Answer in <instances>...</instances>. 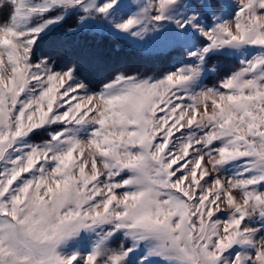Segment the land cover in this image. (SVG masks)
I'll list each match as a JSON object with an SVG mask.
<instances>
[{
    "label": "snow or ice",
    "instance_id": "1",
    "mask_svg": "<svg viewBox=\"0 0 264 264\" xmlns=\"http://www.w3.org/2000/svg\"><path fill=\"white\" fill-rule=\"evenodd\" d=\"M0 264H264V0H0Z\"/></svg>",
    "mask_w": 264,
    "mask_h": 264
},
{
    "label": "trees",
    "instance_id": "2",
    "mask_svg": "<svg viewBox=\"0 0 264 264\" xmlns=\"http://www.w3.org/2000/svg\"><path fill=\"white\" fill-rule=\"evenodd\" d=\"M82 42L85 43V44L92 43L93 42V38H91V37L82 38Z\"/></svg>",
    "mask_w": 264,
    "mask_h": 264
}]
</instances>
